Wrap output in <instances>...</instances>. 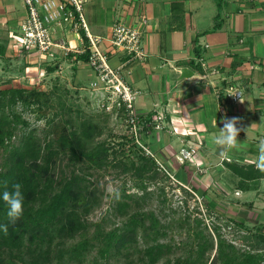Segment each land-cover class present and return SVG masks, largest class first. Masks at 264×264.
<instances>
[{
	"label": "trees",
	"instance_id": "obj_1",
	"mask_svg": "<svg viewBox=\"0 0 264 264\" xmlns=\"http://www.w3.org/2000/svg\"><path fill=\"white\" fill-rule=\"evenodd\" d=\"M217 27L214 23L212 29ZM3 52L4 45H0ZM87 56L85 50L76 59L87 61ZM54 90L0 87V224H8L6 235L0 231V264H88L90 260L89 264H100L111 258L120 264H264V224L252 231L244 219L227 217L226 225L246 230L234 237L243 243L236 245L220 233L219 225H208L189 212L164 222L155 207L149 206L158 196L148 185L160 174L154 158L127 134L117 147L111 141H95L101 125L79 115V109L67 105L59 94L55 99ZM18 102L21 109L32 103L38 110L56 107L47 127L38 132L36 127L27 128L28 120L16 109ZM125 145L126 151L137 150L135 157H129ZM224 164L238 177L235 187L241 190L264 177L252 162L224 159ZM107 165L133 177L131 186L123 184L119 198L113 197L109 213L119 219L117 223L112 220L111 227L105 226L109 213L98 221L89 219L101 200L90 168ZM5 181L8 190L13 183L22 186L23 214L15 224L9 223L8 207L2 200ZM157 202H165V197ZM205 203L206 208L215 204L211 199ZM171 223L181 233L179 241L173 239Z\"/></svg>",
	"mask_w": 264,
	"mask_h": 264
},
{
	"label": "crops",
	"instance_id": "obj_2",
	"mask_svg": "<svg viewBox=\"0 0 264 264\" xmlns=\"http://www.w3.org/2000/svg\"><path fill=\"white\" fill-rule=\"evenodd\" d=\"M83 13L90 33L102 37L99 45L107 51L109 62L122 64L124 80L137 92L135 109L144 122L145 143L176 179L194 189L206 181L221 184V192L212 189L226 202L231 191L227 181L234 186V194L243 197L241 203L252 200L250 193L264 194V177L239 190L235 187L238 177L224 164V159L256 164L259 141L264 139V0H84ZM25 14L23 0H0V45H4L0 87L9 85L2 80L11 71L7 63L31 61L25 52L6 43L8 33L17 30ZM143 19L142 58L109 43L115 21L136 25ZM214 23L219 27L212 29ZM53 37L72 51L63 56L54 48L53 56H36L25 69L47 66L56 71L63 64L77 66L80 74L73 69L75 83L80 85L84 79L89 83L92 68L74 58V49L84 42L81 34L56 28ZM184 67L188 70L182 71ZM229 85L241 90L237 101L224 94ZM157 113L163 117L154 121ZM225 117H239L237 127L242 129L237 136L240 146L226 158L211 142ZM184 143L196 152L192 160L179 163L174 152ZM200 193L205 196L207 191L202 188ZM209 199L217 201L213 196Z\"/></svg>",
	"mask_w": 264,
	"mask_h": 264
},
{
	"label": "rangeland",
	"instance_id": "obj_3",
	"mask_svg": "<svg viewBox=\"0 0 264 264\" xmlns=\"http://www.w3.org/2000/svg\"><path fill=\"white\" fill-rule=\"evenodd\" d=\"M94 1L96 2V0ZM105 4H107V1H104V6ZM8 41L9 40L7 39L6 43H8ZM27 55L29 58H31V61L32 58L36 59V56L43 58L42 55L39 56L36 53ZM22 61L23 60H13L7 63L11 71L7 73L6 77L3 76V83L7 82L9 85L13 86L21 85L24 87H37L45 91L55 88V94L53 95L55 99L57 94H59L67 105L79 109L81 113L79 115L91 117L94 121L101 125L102 132L95 138V141H111L114 143V146L117 147L119 141H121L126 136V134L129 136L127 127L121 114V109L118 106L114 105L113 109L110 111L105 110L104 107L101 106V101L103 100L101 91L92 89L89 86L88 79L80 80V85L75 83L77 78L75 76L76 71L74 73L73 69L78 70L77 66L72 69L71 66L63 64L62 68L58 67L56 71L52 70L51 72H48L46 70L47 66H39L38 70L30 68H28L29 70H26V64H30L31 61L24 63L25 65L22 63ZM46 61L47 60H45V62ZM42 63H44V61H42ZM78 73L80 74L79 70L77 71V74ZM53 85L55 86L53 87ZM21 107L22 106L20 102H18L16 109L20 111L21 115L28 120L29 124L27 128L36 127L37 131L41 132L42 128L45 129L47 127L46 121L48 117L54 113L56 106L54 108L42 106V108H39L40 110H38L36 104L32 103L28 107H23L22 109ZM75 113L76 111L74 110L72 114L77 118L79 115ZM141 138H143L142 133ZM124 147L125 152L129 153L130 158L135 157L137 152L136 149L129 147L131 150L126 151V145ZM116 155L121 159H129L128 156H123L121 153H116ZM81 162L82 166L85 167V161L83 160ZM164 168L159 167V178L155 179L153 182H149L148 184L149 187L156 189V194L158 195L149 202V206L155 207V210H157L164 222L170 221V218L172 217H177L179 213L182 214L189 212L191 214L201 216L208 225H212V223L219 225L220 233H222L224 237L232 239L236 245H241L243 243L234 237L246 233V230L235 227L230 223L229 225H226L227 217L244 219L247 227L252 231H254L258 225L262 227L264 224V194L258 195L255 193H250L249 198L252 200L241 203L240 199L243 197L236 196L238 194H234V186L230 184L229 181H227L228 187L231 191L229 192L228 196L230 199L226 202L222 200L223 197L218 195L215 196L214 194V190L216 192H221V189L219 188L221 184H218L217 186L212 184L208 185V181H206L203 186H201L203 189H206L207 194L202 196L200 193L202 190L201 186H197V189L192 190L191 186L183 184L177 180L176 177L165 166ZM90 170L93 171V177L96 178V182L101 193V200L100 205L95 207L89 214V219L92 221H98L101 219V217H103L104 214L111 211L110 206L113 202V195L110 192V188L114 187L119 190L123 184L129 187L133 183V177H131V174L128 172H120L118 168L112 167L111 165H107L102 168L95 166L90 168ZM168 172L171 173L173 177H170ZM203 172L205 174L206 170ZM214 182L215 181H213V183ZM160 187L162 190L158 189ZM182 187H184V189ZM163 196L165 197V202L158 203L157 200H162ZM211 196L216 198L217 201L214 202L215 204L213 207L209 206L206 208L205 202ZM241 196H243L242 193ZM108 216L109 218L106 219L105 226L111 227L112 220L114 223H117L119 218H113L110 213ZM170 226L171 230L173 231V239L175 241H179L181 233H179L178 228L172 223ZM170 234L171 233L167 234L166 237L168 238ZM92 253L95 254V250H93ZM90 261H88V264ZM99 263L120 264L118 261H115L114 258H111L108 261L101 260Z\"/></svg>",
	"mask_w": 264,
	"mask_h": 264
},
{
	"label": "built area",
	"instance_id": "obj_4",
	"mask_svg": "<svg viewBox=\"0 0 264 264\" xmlns=\"http://www.w3.org/2000/svg\"><path fill=\"white\" fill-rule=\"evenodd\" d=\"M26 8L25 16L18 22L17 30L8 33V43L11 47L21 50L26 54L54 55V48H58L62 55H68L72 49L53 37L55 29L80 31L81 37L87 42L74 49L76 55L88 51L87 63L94 72V77L89 82L92 89L102 93L101 106L105 110H112L114 105L121 109L123 120L129 136L156 161L158 167L164 168L163 163L154 155L147 144L142 140L141 133L144 129L135 109L136 91L124 80L122 64L112 65L108 53L100 47L102 37L90 33L88 23L83 13L84 0H23ZM141 23L132 25L120 20L112 24L109 43L117 49L128 54L142 58L144 53L141 45ZM141 24V25H140ZM76 55L74 58L76 59ZM224 94L232 101H237L242 92L233 86H227ZM161 113L154 115L153 120L159 121ZM156 127L159 125L156 123ZM196 148L190 144H182L175 152L174 157L179 163L192 160ZM165 169V168H164ZM169 173V172H168ZM170 177H173L169 173Z\"/></svg>",
	"mask_w": 264,
	"mask_h": 264
},
{
	"label": "clouds",
	"instance_id": "obj_5",
	"mask_svg": "<svg viewBox=\"0 0 264 264\" xmlns=\"http://www.w3.org/2000/svg\"><path fill=\"white\" fill-rule=\"evenodd\" d=\"M240 122L239 117L222 118L221 123L223 127L220 129L218 135L212 137L211 142L218 147L219 155L221 157H227L230 150L238 148L241 143L238 142V133L242 130L237 127ZM259 155L256 161V168L264 172V139L259 141ZM21 185L19 183H13L11 190H8L7 181L4 182L5 190L2 192V200L6 203L7 217L10 224H15L23 214V200L24 196L21 191ZM110 192L114 198H119V191L116 188H110ZM0 231L6 235L8 232V224H0Z\"/></svg>",
	"mask_w": 264,
	"mask_h": 264
},
{
	"label": "water",
	"instance_id": "obj_6",
	"mask_svg": "<svg viewBox=\"0 0 264 264\" xmlns=\"http://www.w3.org/2000/svg\"><path fill=\"white\" fill-rule=\"evenodd\" d=\"M186 70H188V68H186V67L182 68V71H186Z\"/></svg>",
	"mask_w": 264,
	"mask_h": 264
}]
</instances>
